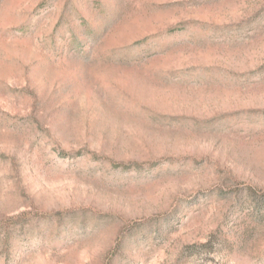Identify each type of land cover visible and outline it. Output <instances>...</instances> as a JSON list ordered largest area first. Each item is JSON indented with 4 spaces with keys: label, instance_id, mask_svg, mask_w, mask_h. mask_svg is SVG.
Instances as JSON below:
<instances>
[{
    "label": "rangeland",
    "instance_id": "rangeland-1",
    "mask_svg": "<svg viewBox=\"0 0 264 264\" xmlns=\"http://www.w3.org/2000/svg\"><path fill=\"white\" fill-rule=\"evenodd\" d=\"M0 264H264V0H0Z\"/></svg>",
    "mask_w": 264,
    "mask_h": 264
}]
</instances>
